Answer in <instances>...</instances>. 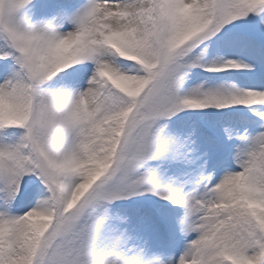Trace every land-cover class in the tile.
<instances>
[{"label": "snow or ice", "instance_id": "obj_1", "mask_svg": "<svg viewBox=\"0 0 264 264\" xmlns=\"http://www.w3.org/2000/svg\"><path fill=\"white\" fill-rule=\"evenodd\" d=\"M0 264H264V0H0Z\"/></svg>", "mask_w": 264, "mask_h": 264}]
</instances>
